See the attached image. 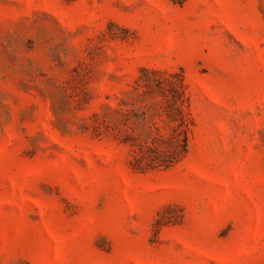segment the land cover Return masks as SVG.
I'll return each instance as SVG.
<instances>
[{"label":"rangeland","instance_id":"rangeland-1","mask_svg":"<svg viewBox=\"0 0 264 264\" xmlns=\"http://www.w3.org/2000/svg\"><path fill=\"white\" fill-rule=\"evenodd\" d=\"M142 69L192 123L136 174ZM0 264H264V0H0Z\"/></svg>","mask_w":264,"mask_h":264},{"label":"trees","instance_id":"trees-1","mask_svg":"<svg viewBox=\"0 0 264 264\" xmlns=\"http://www.w3.org/2000/svg\"><path fill=\"white\" fill-rule=\"evenodd\" d=\"M133 94L140 100H156L158 110L146 117H135L144 127L141 136L130 129L115 134L129 150L128 168L136 174L167 171L179 164L189 150L191 118L182 78L142 69L133 84ZM123 123L132 121L127 110ZM124 124V125H126Z\"/></svg>","mask_w":264,"mask_h":264}]
</instances>
